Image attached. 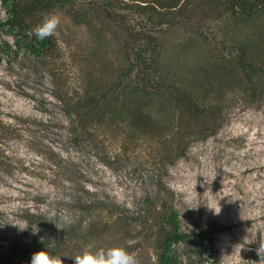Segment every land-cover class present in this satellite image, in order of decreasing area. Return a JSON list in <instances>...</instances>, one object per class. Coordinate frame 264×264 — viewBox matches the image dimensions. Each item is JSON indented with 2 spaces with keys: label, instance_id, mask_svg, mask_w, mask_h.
Wrapping results in <instances>:
<instances>
[{
  "label": "rangeland",
  "instance_id": "1",
  "mask_svg": "<svg viewBox=\"0 0 264 264\" xmlns=\"http://www.w3.org/2000/svg\"><path fill=\"white\" fill-rule=\"evenodd\" d=\"M93 2L71 0L44 14L61 18L59 51L38 60L21 47L0 61V108L19 123L9 162L0 168L2 244L51 239L90 205L58 256L63 264L114 246L125 247L138 264H160L167 216L175 210L182 230L205 227L212 238L192 236L177 245L186 264H264V101H247L235 60L243 48L264 68V10L245 20L228 4L212 10L193 0L184 17L156 33L155 68L199 104L227 112L215 134L180 153L174 113L137 84L138 58L150 52H136L125 25L101 18ZM124 69H133L132 87L118 90V113L107 117L112 124L70 133L58 96L105 90ZM40 213L41 224L28 221Z\"/></svg>",
  "mask_w": 264,
  "mask_h": 264
},
{
  "label": "trees",
  "instance_id": "2",
  "mask_svg": "<svg viewBox=\"0 0 264 264\" xmlns=\"http://www.w3.org/2000/svg\"><path fill=\"white\" fill-rule=\"evenodd\" d=\"M70 1L1 0L8 11V19L6 22H0V61L5 58V55L11 60L14 54L17 55V49L21 47H26L38 60L59 51L60 47L55 36L39 41L29 33L33 25L47 11ZM191 2L193 0H94L92 4V8H97L102 15L101 18L125 25L126 36L134 41L133 49L136 52H150L149 55H141L138 58L140 80L137 84L141 90L146 91V94L151 91L152 94L162 98L174 113L175 127L180 136L176 149L180 153H184L186 146L192 141L206 139L215 134L227 114L222 112L216 103L199 104L194 100L191 92L171 82L168 78L169 74L155 68V64L159 62V52H161V42L156 33L167 30L178 17H184ZM220 3L228 4L245 20L255 17L264 10V0H203V4L212 10ZM118 9L119 12H117ZM136 15H139L137 21ZM9 36L15 40L16 49L8 40ZM239 50L241 52L236 54L235 60L247 83L246 99L251 104L261 105L264 101V68L252 61L246 49L239 48ZM132 76L133 69H124L120 80L105 90L79 96L74 95L76 92L72 90V95L70 92L59 95L65 107L66 129L76 135L103 125L105 127L111 125L114 118L107 121V117L118 113L116 99L121 93L118 90H121L122 86V89L132 87ZM18 126L19 123L15 120H6L0 108V168L3 163L9 162L6 151L10 141L17 135ZM89 206L86 205L83 208L77 220H68L61 224V230L51 239L34 238L26 241L18 237L11 240L5 239L6 245L0 240V264H31L32 255L44 249L51 255L60 256L64 253L71 232L83 225ZM42 218L43 214L40 213L33 215V218H29L28 221L32 224H41ZM167 221L170 230L162 242L160 264H186L178 256L176 246L186 243L192 236L201 240L212 239L210 230L205 227L191 232L182 230L175 210L167 216Z\"/></svg>",
  "mask_w": 264,
  "mask_h": 264
},
{
  "label": "clouds",
  "instance_id": "3",
  "mask_svg": "<svg viewBox=\"0 0 264 264\" xmlns=\"http://www.w3.org/2000/svg\"><path fill=\"white\" fill-rule=\"evenodd\" d=\"M8 11L0 3V22H6ZM61 24V18L55 13H49L41 18V21L30 31L37 40L43 41L57 35ZM220 212V211H219ZM38 229L33 231L36 234ZM31 264H63L61 257L51 255L46 249L34 253ZM74 264H138L137 258L125 247L114 246L96 251H84L74 258Z\"/></svg>",
  "mask_w": 264,
  "mask_h": 264
}]
</instances>
